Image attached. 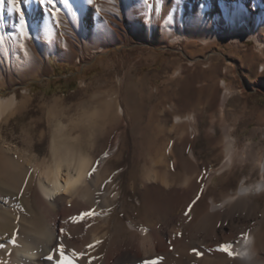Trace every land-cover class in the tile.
Returning a JSON list of instances; mask_svg holds the SVG:
<instances>
[{
	"label": "rangeland",
	"instance_id": "rangeland-1",
	"mask_svg": "<svg viewBox=\"0 0 264 264\" xmlns=\"http://www.w3.org/2000/svg\"><path fill=\"white\" fill-rule=\"evenodd\" d=\"M59 1V15L51 20L60 38L46 34L44 39L35 31L30 14L36 6L43 10L38 0L30 6L21 0L31 38L0 29V97L16 98L0 119V157L6 155L19 161L23 171L28 169L23 175L27 177L21 178L24 186L20 182L11 192L0 168V220L7 213L12 226L6 237L29 232L33 236L35 229H43L44 214L36 196L39 179L53 156L67 149L92 159L87 187L96 197L95 205L87 208L80 194H69L62 201L56 221L67 237L61 243L71 264H79L87 249L95 255L93 264H103L107 253L131 238L130 223L142 224L148 206L157 203L163 214L172 207L173 186L142 180L152 168V150L158 145L176 186L188 177L190 188L197 189L179 218V226L187 232L212 202L221 203L241 185L262 179L264 30L257 32L263 50L253 40L230 43L227 37L203 45L198 39L212 33L214 25L207 7L192 0ZM219 10L233 11L239 25L247 23L255 31L264 0H237ZM13 14L17 23L18 14ZM218 22L228 25L224 15ZM178 35L193 40L173 42ZM224 83L233 92L225 103ZM112 98L124 107L123 120L97 109ZM176 116L194 117L195 122L177 129ZM228 141L233 144L232 161L222 170ZM116 146L118 152L111 156ZM106 191L114 206L99 213L96 205ZM242 198L226 206L221 216L250 221L252 227L264 221V192ZM92 210H96L93 217L73 222ZM97 233L101 239L94 246ZM176 240L182 243L184 234ZM181 243L176 258L186 255ZM212 253L210 257H218ZM53 255L61 261L57 247Z\"/></svg>",
	"mask_w": 264,
	"mask_h": 264
},
{
	"label": "bare ground",
	"instance_id": "bare-ground-1",
	"mask_svg": "<svg viewBox=\"0 0 264 264\" xmlns=\"http://www.w3.org/2000/svg\"><path fill=\"white\" fill-rule=\"evenodd\" d=\"M65 1L67 2V0ZM192 1L196 2L197 5L201 4L202 6L204 5L207 7L209 11L207 17L214 25L212 33L198 39L201 44L207 45L219 38L227 37L230 43H236L245 39L253 40L259 49L263 50L264 45L262 46V42L257 32L261 33L264 30V14L260 16L255 31H252L247 23H242L241 25L238 24V20H236L237 18H234L233 11L231 13V11L226 10V13H224L219 10L222 6L227 7L228 2H236L237 0ZM58 2L60 3L59 0ZM26 5L30 6V4ZM4 7L6 8V12L3 13V9H0V29L9 30L11 32L17 31L18 22L15 23L13 12L8 11V5H5ZM37 7L39 6H36L33 10L34 12L32 11L30 14L35 31L43 38L47 37L48 34H50V36L53 34L52 36L60 38L59 31L57 30V27L54 26L55 24L52 23L51 18L44 16V10ZM94 14L96 16V13ZM223 15L226 17L228 23L227 26H221L218 22V17ZM6 19L8 23H6ZM16 34H18V32H16ZM46 34L47 36H45ZM192 40L193 38L184 35H178L172 39L173 42H189ZM102 51L103 50H100L98 52ZM262 72H264V65L262 66ZM223 87L225 89L223 102L225 103L233 92L232 88L225 83ZM15 99L14 96L8 99L0 97V119L5 114L6 110L12 107L15 103ZM97 109L99 112H105L106 114L113 113L114 116L116 114L119 120H123L126 114L124 107L118 105L117 98L107 100L105 103L101 102L97 106ZM194 122V117L184 118L176 116L174 124L177 128L185 123L190 126ZM182 130H184V128ZM226 145L228 159L222 165V170L230 167L232 161L231 150L233 149V144L231 141H228ZM152 151L154 152L153 157L150 159L152 160V164L150 165L152 168L144 173L142 179L143 183H160L166 188H171L173 186L174 190L171 193V199H173L172 207L168 209L167 213L165 212L166 214H163V210H160L156 205L157 203H152L148 206L142 224L138 225V223H130V227L127 230L131 233V238L126 240V242L124 241L123 244H118V246L113 248L110 253H107L103 264H143L145 260H156L158 261V264H264V221L259 222L258 225L252 227L250 221L241 220L234 216H230V214H227L225 217L221 216L222 212L226 209V206H231V204L234 205L233 203L240 200V198L248 194H262L264 192V176L262 175V179L255 185H241L236 192L226 197L221 203L215 204L212 202L206 214L197 223L191 225L187 232L180 227L181 225L179 226V218L185 211H187L188 202L195 196L197 189L190 188L191 179L188 177L182 185L176 186L177 179L172 177L167 168V162L161 146L158 145L156 148L154 147ZM117 152L118 147L116 146L112 150L111 156L116 155ZM69 153L70 150L68 149L65 150L62 155H55L53 153L55 155L53 156V162L50 163L51 165L48 164L49 166L43 171L39 179L40 192L39 195H36L38 204L35 202V205L37 204L44 214L43 218L45 219V224L43 229H35V235L33 234V236L29 235V233H32L29 232L28 235L26 234L24 236L6 237L8 234L7 232L12 231V226L9 220L10 216L8 218L9 214H1L0 245H3V247H0V258H4V262L0 264H59L60 259L54 257L55 255H53V251L55 247L58 248L63 240H67V237H64L65 235L63 236L60 232V228L56 221L59 211L64 204V202L62 204V201L69 194H80L79 197L85 201L86 204H84L86 208L95 205V196L93 197L91 193L93 190L90 191V188L92 187H87V178L89 177L88 174L90 172L89 169L93 165L92 159L83 154L76 156L75 153ZM107 158H109V156L102 159L105 160ZM0 162V168H2V171L5 172L7 177H5L7 179V185L5 187H9L11 192H16L19 188L20 182L22 184V180L27 177V174L26 177L23 175H25L24 171H28V169L23 171L22 168L20 169L19 167L20 164L18 165L19 161L16 162L14 159L6 157V155L0 159ZM261 172L262 174L264 173V161L261 166ZM99 175L100 174H98L97 177H99ZM22 177H24V179ZM88 182L92 184V186L95 185L93 183L94 181L91 182L90 180ZM107 195L108 192L102 196L101 204L99 203L100 205H96L99 213L101 211H103V213L107 212L108 208L114 206L113 203L108 200L109 198H106ZM77 199L78 198H76V200ZM81 199L78 201H81ZM95 201L98 200L95 199ZM83 202L81 203L83 204ZM5 233L7 234L4 235ZM97 234L98 235L96 236L94 235V246H96L98 244L96 242L101 239L98 238L99 233ZM180 234H184V240H181L182 243L176 240L177 236ZM13 239L15 240L14 245L11 243ZM179 243L183 245L181 251L185 252L186 255L193 259H189L186 255H182L181 258H176V254L179 253V249H177V246L180 245ZM227 244L232 246L231 251L234 253L233 256H229L227 252L218 250V246ZM188 249H194L195 251L188 254ZM197 252L200 253V255H197ZM210 252L216 253L218 257H210ZM49 255L53 256L52 260L46 259ZM220 257L225 258L221 259ZM78 261L79 264H93L95 261V255H92L87 249L83 252L82 258Z\"/></svg>",
	"mask_w": 264,
	"mask_h": 264
},
{
	"label": "snow or ice",
	"instance_id": "snow-or-ice-1",
	"mask_svg": "<svg viewBox=\"0 0 264 264\" xmlns=\"http://www.w3.org/2000/svg\"><path fill=\"white\" fill-rule=\"evenodd\" d=\"M32 0H24V3L30 4ZM39 5L44 10L43 15L50 17L52 19H56L59 15L60 9L56 7V0H38ZM89 3H92V0H89ZM5 5H8V11L14 12L18 14V25H17V31L19 32L21 38H31L29 29L28 21L25 18V14L23 9L21 8V0H0V9H3ZM149 8H151V5H149ZM58 22V21H57ZM3 40V37H0V41ZM95 171V168L93 169V172ZM91 175V173L89 174ZM190 211V208H189ZM95 215V211H87L82 213L78 218H72L73 222H80L84 218L93 217ZM11 243L14 245L15 240L13 239ZM0 247H3V245H0ZM231 245H220L218 246V250L227 252L229 256H233L234 253L231 251ZM195 251V250H194ZM58 252L61 256V261L59 264H71L69 260L65 258V252H64V245L61 243L58 246ZM75 255V253H73ZM197 255H200V253H196ZM79 258H82V254ZM48 260H52L53 256L49 255L46 257ZM143 264H158V261L156 260H145Z\"/></svg>",
	"mask_w": 264,
	"mask_h": 264
}]
</instances>
